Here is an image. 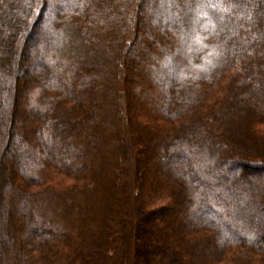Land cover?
Segmentation results:
<instances>
[{"label":"trees","instance_id":"obj_1","mask_svg":"<svg viewBox=\"0 0 264 264\" xmlns=\"http://www.w3.org/2000/svg\"><path fill=\"white\" fill-rule=\"evenodd\" d=\"M39 1L0 0V264H264V0H54L29 52Z\"/></svg>","mask_w":264,"mask_h":264},{"label":"rangeland","instance_id":"obj_2","mask_svg":"<svg viewBox=\"0 0 264 264\" xmlns=\"http://www.w3.org/2000/svg\"><path fill=\"white\" fill-rule=\"evenodd\" d=\"M44 1H39V5L37 6V8L39 9V6H40V10H39V12L38 11L35 12V14L30 18V20H29V22H30L29 26L30 27H28L29 28L28 33H26V35H24V37H23L24 38V47H26V50H28L29 52L32 51L33 47H36V45L38 46V44H40V29L42 27V22L46 21L48 19V16L50 15V13L53 11L54 0L51 2L50 1L44 2ZM35 2H36V0H35ZM35 6H36V4H35ZM26 9H28V8H26ZM28 11H29V9H28ZM29 60H30L29 55H27L25 62L27 63ZM4 78H5V80L3 81V84L5 85V88L8 89V87H11L13 79L8 78V77H4ZM6 78H8V79L6 80ZM9 95H10V93H8V96H7L8 101H9V99H11L9 97ZM15 100H17V96H14L13 101H15ZM3 101H4V99H3ZM6 102H7V100H6ZM1 104L4 105L3 102ZM14 104L16 105V103H14ZM15 105L13 108L14 110H13L12 120H14L15 113H16ZM5 130H7V128H5ZM7 132L9 134L11 131L7 130ZM11 135H12V133H11ZM241 171H242V173H241ZM239 174H243L244 177L249 178L250 182H254V183H257V181H259L260 179H262L264 177V173H262L260 171L255 172V171L250 170L248 168H246L245 170L241 169L239 171ZM142 240L143 239H141V241H140L139 236L136 235L134 240H133V243L136 247H138V246L142 245L141 244V243H143ZM158 241H155L154 245H156V243H158ZM134 264H141V263L137 260L134 262Z\"/></svg>","mask_w":264,"mask_h":264}]
</instances>
